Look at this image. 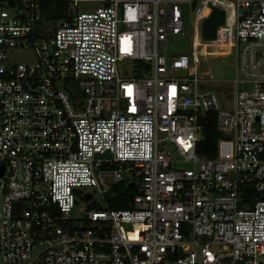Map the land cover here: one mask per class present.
<instances>
[{
    "label": "built area",
    "instance_id": "2783aa9c",
    "mask_svg": "<svg viewBox=\"0 0 264 264\" xmlns=\"http://www.w3.org/2000/svg\"><path fill=\"white\" fill-rule=\"evenodd\" d=\"M190 10L192 55L169 56ZM202 44L235 58L231 109ZM1 169L0 264H264V0H0ZM119 183L137 193L108 208ZM88 187L105 209L73 217Z\"/></svg>",
    "mask_w": 264,
    "mask_h": 264
},
{
    "label": "rangeland",
    "instance_id": "374dc122",
    "mask_svg": "<svg viewBox=\"0 0 264 264\" xmlns=\"http://www.w3.org/2000/svg\"><path fill=\"white\" fill-rule=\"evenodd\" d=\"M80 10L88 12L97 7L94 3H81ZM195 12L190 10L188 13V28L189 36L187 39L181 36L171 35L167 38L166 51L169 56L175 55H192V30ZM206 43V41H202ZM199 52H213L214 56L199 57L198 68L200 72L207 73L206 78L211 77V80H206L201 83V87L206 91L214 92L219 99L220 105L223 109H231L233 104L234 85L233 81L236 78L235 58L226 51H221L216 48H206L202 44L198 49ZM205 77V76H204ZM4 184L3 177L0 176V210L2 200V186ZM83 194H90V199H78L76 207L72 212V216L82 218L85 215L86 209L93 203L95 206L105 209V200L98 193L95 188L88 187L80 189ZM108 199V196H107Z\"/></svg>",
    "mask_w": 264,
    "mask_h": 264
},
{
    "label": "trees",
    "instance_id": "16d2710c",
    "mask_svg": "<svg viewBox=\"0 0 264 264\" xmlns=\"http://www.w3.org/2000/svg\"><path fill=\"white\" fill-rule=\"evenodd\" d=\"M221 139L216 127V114L209 113L203 120V138L198 145V153L207 158H214L217 154V144ZM137 193L136 188L126 183H119L112 188L108 196V208L126 209L128 202Z\"/></svg>",
    "mask_w": 264,
    "mask_h": 264
},
{
    "label": "water",
    "instance_id": "95a60500",
    "mask_svg": "<svg viewBox=\"0 0 264 264\" xmlns=\"http://www.w3.org/2000/svg\"><path fill=\"white\" fill-rule=\"evenodd\" d=\"M225 12L221 9L214 8L211 15L202 23V37L204 40H214L216 38V31L219 26L224 24ZM101 157V156H98ZM104 157H110L108 153ZM3 169L0 170V175Z\"/></svg>",
    "mask_w": 264,
    "mask_h": 264
}]
</instances>
